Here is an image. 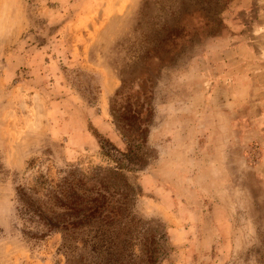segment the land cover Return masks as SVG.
<instances>
[{
	"label": "rangeland",
	"instance_id": "obj_1",
	"mask_svg": "<svg viewBox=\"0 0 264 264\" xmlns=\"http://www.w3.org/2000/svg\"><path fill=\"white\" fill-rule=\"evenodd\" d=\"M128 94L125 187L100 139L126 149ZM23 194L140 222L49 227ZM128 228L155 264H264V0H0V264H104Z\"/></svg>",
	"mask_w": 264,
	"mask_h": 264
},
{
	"label": "trees",
	"instance_id": "obj_2",
	"mask_svg": "<svg viewBox=\"0 0 264 264\" xmlns=\"http://www.w3.org/2000/svg\"><path fill=\"white\" fill-rule=\"evenodd\" d=\"M173 36L176 37V35ZM172 43L176 42L174 41ZM132 97L133 96H130L129 94L125 97V99L128 100V104L126 106H123L124 112H122L121 114L118 113L116 115L112 113V115L116 118V122L119 126V131L124 139V142L126 143V149L120 150L112 142L106 139H100L108 144V147H104L102 141H100L102 144L101 147L105 148L104 152L109 156H116L115 159L117 166L115 173L120 177L122 185L125 187L130 186L124 176V173L122 172L125 167V162L131 164L138 158V151L140 145L144 141V134L146 133V128L141 127L145 124L143 122L146 120L140 121L138 119L140 111L132 109L130 106L131 104L134 106H138V98L135 100L132 99ZM21 198L27 203L29 209L32 208V212L34 214L45 220L47 226L58 227V229L69 230V227H74L79 224L89 225L95 221L102 222L107 221L108 219H111L110 221L113 223H115L116 221L124 222V218L126 219L128 217L131 218V220L129 221L130 224L135 225L140 222L139 219H135L128 213L124 216V210L121 213H115L114 216L103 214V211L96 212V210H94L92 212H89V209L82 212L79 205H72L71 203L62 202L58 196H55V205H57V208H60V210L62 211L49 210L51 212L48 213V211L44 210L40 205H37L36 199L31 198L30 196L25 194H23ZM130 229L131 228L122 229L126 231H123L119 237H112V239H110L104 246L100 245L96 247L94 245H90L91 250H93V252L98 251L101 254H104V257H101L100 259L104 261V264H110L111 262H113L114 264H122V262L124 261L130 262L131 259L128 256L138 258V260H134L133 262L139 261L141 264H155L162 252V246L156 245L159 243H157V241L162 236H158V240H155L156 233H152V236L142 237L141 239L137 240V243H132V237L129 236ZM67 251L70 252V250Z\"/></svg>",
	"mask_w": 264,
	"mask_h": 264
},
{
	"label": "crops",
	"instance_id": "obj_3",
	"mask_svg": "<svg viewBox=\"0 0 264 264\" xmlns=\"http://www.w3.org/2000/svg\"><path fill=\"white\" fill-rule=\"evenodd\" d=\"M211 169H212V171L213 172H220L221 173V169L218 167V164H217V161H213V162H211ZM211 169H208V171H207V173H205L207 176H208V178H210L211 176H210V174H211ZM216 179V177L215 176H213L212 177V180H215Z\"/></svg>",
	"mask_w": 264,
	"mask_h": 264
}]
</instances>
